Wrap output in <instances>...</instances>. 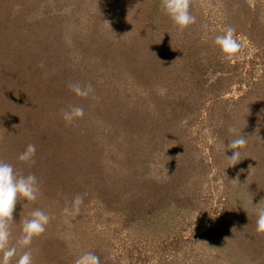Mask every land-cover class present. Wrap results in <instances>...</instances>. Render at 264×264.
I'll use <instances>...</instances> for the list:
<instances>
[{
    "label": "rangeland",
    "instance_id": "1",
    "mask_svg": "<svg viewBox=\"0 0 264 264\" xmlns=\"http://www.w3.org/2000/svg\"><path fill=\"white\" fill-rule=\"evenodd\" d=\"M141 1L0 0V160L34 174L39 185L35 201H17L11 243L39 209L51 219L30 245L33 264H74L85 252L109 258L108 264H264V236L256 232V205L264 199V91L243 98L264 77V0H192L196 23L188 29L199 31V39L192 34L187 48H198L213 65L212 48L222 56L215 38L228 27L241 48L232 61L202 71L205 85L223 72L226 87L222 93L213 88L190 112L172 107L181 96L205 92L196 76L180 67L173 72L175 64L154 73L133 59L153 42L141 33ZM251 29L259 43L249 38ZM174 74L185 76L177 83ZM70 84L93 91L78 97ZM260 85L264 78L255 92ZM70 106L82 107L84 116L66 124L62 113ZM167 116L178 120L175 145L157 144L163 131L152 139ZM237 135L247 145L241 162L228 168L227 145ZM29 144L36 146L34 164L18 160ZM172 174L184 178L192 200L179 206L182 213L171 203L169 220L146 221L137 193L152 186L150 179L163 184ZM105 180V188L115 185L120 194L107 190L99 198L96 184ZM77 195L83 197L79 212L65 213ZM136 209L141 221L134 226L128 213ZM222 213L227 220L212 230ZM148 232L146 244L141 235Z\"/></svg>",
    "mask_w": 264,
    "mask_h": 264
},
{
    "label": "trees",
    "instance_id": "2",
    "mask_svg": "<svg viewBox=\"0 0 264 264\" xmlns=\"http://www.w3.org/2000/svg\"><path fill=\"white\" fill-rule=\"evenodd\" d=\"M130 1L133 2L135 0H130ZM231 1L232 0H227V3L231 4ZM146 2H147V0L141 1L142 9H140V12H139L140 14L144 15L143 21L141 20L142 21L141 22L142 23V32L141 33H142L143 37H149L150 39L153 40V42L148 43V45L151 44L148 48V52L146 51L147 49H142L144 51H142L141 54H140V52H139V54L137 53V57H135L133 59L135 61L136 60L137 61L138 60L143 61V64H142L143 68H150L151 66L154 67L153 68L154 73L161 72L167 68L170 69L172 64H175L177 66L175 69L172 68V71L175 73H178L177 72L178 67L182 68V71H184L185 74H186V72L189 74L188 71H190L191 74H193L192 76H194V77L196 76L194 78L196 80V83H199V86L201 84V87L204 86L205 92L202 93L203 90L202 91L198 90L197 92L200 96L198 94H196L194 97H189V98L186 96H181V98L176 101V105H174L172 108L174 109V108L180 106V108L182 109L181 112H183V111L190 112L192 110V108H193V110H195L201 104L200 99L203 96L205 97V95L207 93L211 94L213 91L212 90L213 88L219 90L222 93L226 87V86L224 87V85L222 84V83H224V84L226 83V82H223V77H224L223 72H220L219 74H221V75L216 80H214L213 82H210L207 85H205L206 83H204V81L202 82V79H201L202 73H203L202 71H204L208 67V64L211 65V67H214L217 64V61H219V62L221 61V59H218V57L220 56V53H219L217 48H212L214 51V53L211 56V58L214 60L213 65L211 64L212 62L208 63V61L206 62V60L204 58L201 59L203 56H201V52L199 51L198 48H187L188 40L192 34L193 35L191 37H194L197 40L199 39V34H198L199 31H196L193 33L188 29L189 27L186 28L184 31H179L178 28L174 25L173 21L162 11L161 0H153V2H148L151 4L150 8H148V6H146V4H145ZM248 5H251L253 7L252 4H248ZM192 6H194V5L192 4ZM195 11L196 10L192 9V7L190 8V12L192 15H197V13ZM197 12L200 13V11H197ZM202 14H204V13H202ZM199 15L200 14H198V16ZM145 22L151 23L150 28H149V32L147 31V25ZM256 33L257 32H252V29H251V31L248 33V35L252 41L259 43V40L257 38ZM143 37H141V38H143ZM163 40H165V42ZM169 43H171V45ZM182 44H184V45H182ZM259 47H260V44H259ZM144 56H145V59H142ZM137 65H138V63H137ZM136 69L139 70L138 67H136ZM139 72H140V74H144V72L141 71V69L139 70ZM185 74H183V76H185ZM180 75H181V73H180ZM183 76H181L180 78L179 77L177 78V74H174V75H171V78L173 81H176L178 83L179 80H181L183 78ZM263 78L264 77L261 76L258 80L251 82V84L248 86V88L246 90V94L243 95V98L244 97L245 98L246 97H252V96L257 98V96L262 91H264V86L261 87V85H260L261 88L256 92L254 90L259 85V83H263ZM255 93L257 94V96L255 95ZM228 114H229V110L223 111V117L225 119H226L225 116H227ZM166 120L170 121V124ZM172 123H175V124L172 125ZM176 123H178V120H175V122H174L168 116H167V118H165V120L161 121L160 123H157L156 128H155L156 133H154L152 135V139L154 140V143H156V139H157L156 135H158L159 131H163L161 134L162 140L160 142H158L157 144L164 145L166 143L165 145H167L170 142H171V144H174V143L177 144L178 142H180L177 140L178 137L176 136V133H180V129L178 128V124H176ZM174 137L176 138V140ZM173 140L176 142L172 143ZM155 148H156V146H155ZM139 163L140 162H138V164ZM146 163H151V162L147 161ZM180 164L181 165L183 164V167H185L184 163L181 162L178 164V170L181 169V168H179ZM172 173H173V171H172ZM174 178H176L175 181H174ZM111 181L112 180H110V183H112ZM114 182L116 183L115 180H114ZM150 182H151L152 186H150V187L145 186L148 188V189H146V191H143L142 189H140L139 192L137 193V194L143 196L142 197L143 201H141V208L138 211L142 212L143 209L148 210L147 213H145L148 216L146 218V221H148V222L152 223L153 221H156V220L161 222V219L169 220V209H168V207L171 205V203H173L175 205L174 208L178 209L179 206L181 204H183L184 200L185 201L187 199L189 201L192 200L191 193H186L188 191H184V187H185L184 186V178L181 176L180 177H178V176L174 177V175L172 174V176H169L163 182V184H158L157 181H155L153 179H150ZM106 183L107 182L105 180V181H103L102 185L99 183L96 184L97 190L99 189L98 190V192H99L98 197L99 198L102 195L106 196L109 193L112 196L120 194V193L114 194L115 190L113 188L115 185L110 186L111 187L110 190L105 188ZM143 183L146 184V182H143ZM149 188H150V191H149ZM107 190H109V193L106 192ZM127 199H128V201L131 199V202L135 203L137 205L138 199H135V197L131 196ZM128 205L130 206V204H128ZM154 209H155V212H153ZM161 210L162 211L166 210V213L164 214L165 216H163V217H161V213L163 215V212ZM178 210H179V212L182 211L181 208H179ZM138 211L136 209V211L130 212V214L128 213V215H130L128 220H130L131 224L134 226L136 225V221H141V218H139L140 214L138 213ZM180 213H182V212H180ZM221 215H222V219H221ZM181 218H182V215H180L178 219H181ZM220 220L222 221V223H224L223 221L227 220V218L225 217V213H222L218 216V219L216 221L217 225L214 226L212 230H216V231L218 230ZM149 235H150V232H148V234L144 233L141 235V237L143 238V241L145 240L144 242L146 244L148 243L147 238L150 237ZM109 261H110L109 258L108 259H102L101 258L100 264H108Z\"/></svg>",
    "mask_w": 264,
    "mask_h": 264
},
{
    "label": "clouds",
    "instance_id": "3",
    "mask_svg": "<svg viewBox=\"0 0 264 264\" xmlns=\"http://www.w3.org/2000/svg\"><path fill=\"white\" fill-rule=\"evenodd\" d=\"M191 6L192 0H161L162 11L173 21L179 31H184L196 23V17L190 12ZM214 42L222 53L221 59L225 61H232L241 48V43L235 37V29L231 27L225 29L222 35H218ZM69 88L82 98H87L93 91L91 85L81 87L79 84H70ZM62 116L66 124H72L84 116V109L80 106H70L68 110L63 111ZM229 132L237 133V129L229 128ZM246 145V138L240 135L229 141L227 148L231 150L232 155L227 156L228 168L235 167L241 162V149ZM35 153L36 146L29 144L26 150L18 156V160L34 164ZM249 168H252L251 165ZM238 178L239 173L236 180ZM38 192L39 185L34 174L24 175L18 172L12 164L0 160V264H11L13 258L17 257L18 250L16 264H33L30 245L34 238L45 232L51 217L39 209L33 210L30 213V218L23 220L21 234L16 240V244L11 243L10 225L13 222L17 201L23 199L33 202L37 199ZM82 203L83 197L77 195L71 202V208L64 209L65 213H78ZM256 207L258 209L256 232L258 235L264 236V199ZM225 239L228 240L227 237ZM74 264H100V258L92 252H85L76 258Z\"/></svg>",
    "mask_w": 264,
    "mask_h": 264
}]
</instances>
